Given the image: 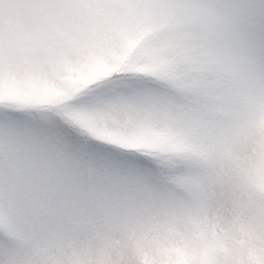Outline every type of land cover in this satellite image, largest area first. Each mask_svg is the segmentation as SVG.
<instances>
[{
    "label": "snow or ice",
    "instance_id": "snow-or-ice-1",
    "mask_svg": "<svg viewBox=\"0 0 264 264\" xmlns=\"http://www.w3.org/2000/svg\"><path fill=\"white\" fill-rule=\"evenodd\" d=\"M112 41L140 123L31 98ZM0 264H264V0H0Z\"/></svg>",
    "mask_w": 264,
    "mask_h": 264
},
{
    "label": "rangeland",
    "instance_id": "rangeland-1",
    "mask_svg": "<svg viewBox=\"0 0 264 264\" xmlns=\"http://www.w3.org/2000/svg\"><path fill=\"white\" fill-rule=\"evenodd\" d=\"M136 51L132 44L122 48L116 41L101 43L94 55L77 59L70 71L45 70L40 84L32 90L31 98L40 103L62 106L68 115L91 120L100 127L138 124L141 117L130 116L115 105L95 101L81 104L79 99L81 91L94 81L109 74L136 70L139 67L135 60Z\"/></svg>",
    "mask_w": 264,
    "mask_h": 264
},
{
    "label": "trees",
    "instance_id": "trees-1",
    "mask_svg": "<svg viewBox=\"0 0 264 264\" xmlns=\"http://www.w3.org/2000/svg\"><path fill=\"white\" fill-rule=\"evenodd\" d=\"M130 57L134 58L133 56H130Z\"/></svg>",
    "mask_w": 264,
    "mask_h": 264
}]
</instances>
